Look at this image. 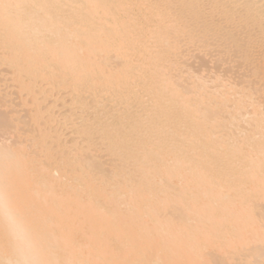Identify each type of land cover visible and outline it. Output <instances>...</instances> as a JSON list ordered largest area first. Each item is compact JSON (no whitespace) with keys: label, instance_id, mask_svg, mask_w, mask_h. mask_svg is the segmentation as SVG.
Segmentation results:
<instances>
[{"label":"bare ground","instance_id":"1","mask_svg":"<svg viewBox=\"0 0 264 264\" xmlns=\"http://www.w3.org/2000/svg\"><path fill=\"white\" fill-rule=\"evenodd\" d=\"M190 43L250 74L182 70ZM0 66L32 95L21 128L62 91L58 128L0 138V186L54 264H264V0H0Z\"/></svg>","mask_w":264,"mask_h":264},{"label":"rangeland","instance_id":"2","mask_svg":"<svg viewBox=\"0 0 264 264\" xmlns=\"http://www.w3.org/2000/svg\"><path fill=\"white\" fill-rule=\"evenodd\" d=\"M188 46V48H187V53H186V55L183 57V60H182V63H181V69L182 70H185L186 69V67L192 72V73H194L195 75H200V76H202V77H207L208 78V76H210V77H212V76H214L215 74L216 75H220L221 77L223 76H225L224 77V80H225V82L227 83V79H225V78H229V80H228V82L231 84V82L233 81V83L235 82H241V76L244 74H247V75H249L250 74V72H249V70H246V68L244 67V64L245 63H234V62H228V58H229V56H227L228 54H221V56H219V55H217V51L215 52L214 51V49H205V48H203V46H199V44H196V45H192L191 43L190 44H188L187 45ZM221 59V61H223L224 63H222L221 61H220V64H219V61L218 60H220ZM224 59V60H223ZM227 62H226V61ZM12 71L11 70H9V68H7V67H5V66H0V96H2V105L4 104V106H1V101H0V108L1 107H3L5 110H3V112H7V111H9V112H12L13 110H15L16 111V113L19 115H17V117H15L14 119H13V116L11 117V119H13L12 121H11V119H10V121L11 122H14L15 124L17 123H21V121H22V116H28L29 117V115H30V113H31V111H32V109L34 108V106L30 103L29 105L27 104L26 106L24 105L25 104V101L27 102H30L29 100H31L32 99V95L29 93V92H27L28 93V95H26L25 93L26 92H24L23 93V90L24 89H22V93L23 94H21V92L17 89V88H20V86H19V84H18V86L19 87H17V84H15L13 81H14V76H13V73H11ZM13 77V78H12ZM223 77H222V79H223ZM231 79V80H230ZM13 80V81H12ZM231 81V82H230ZM53 94H54V96L52 97V98H50V99H47L46 101H41V103H40V108H46V109H48L47 108V106L49 107V109H50V107L51 108H53V110L55 111V113H54V115H55V117L54 118H52V119H50L49 118V116H50V114L48 113V112H46V113H44L45 114V116L47 115V113H48V115H47V118L43 121V119H42V121H41V119L40 120H38V121H41V122H36V124L38 125V126H40L41 128H42V130L44 129V130H47L48 128H53V130H55L54 129V127L55 128H58L59 126H60V124H61V122H62V116H59V115H61L62 114V112H64L65 110H66V107H63V105H64V101L62 100V91H60V90H58V89H54L53 91ZM17 94H19V96H17ZM3 95H5V96H7V97H5V100H4V96ZM29 95H31V96H29ZM24 98V101L22 100V98ZM39 97H41V96H39ZM7 98V99H6ZM255 98H258V99H256L261 105H262V108H263V110H264V98H262V97H258V96H255ZM22 101H21V100ZM68 99V98H67ZM261 99V100H260ZM4 100V101H3ZM9 100V101H8ZM20 100V101H19ZM18 101H19V103H21V104H23V107H21V106H19L20 104L18 103ZM8 102V103H7ZM27 102V103H28ZM9 103H10V105H9ZM5 104H7L8 106H6ZM31 105H32V107L33 108H31ZM25 106V107H24ZM28 106V107H27ZM26 108V109H25ZM29 108H31V111H29L28 109ZM2 109V108H1ZM11 109H12V111H11ZM48 109V110H49ZM249 109V108H248ZM247 109V110H248ZM251 109V108H250ZM249 109V110H250ZM43 110V109H42ZM0 111H2V110H0ZM14 111V112H15ZM30 112V113H27V112ZM43 111H45V109L43 110ZM3 112H1L2 113V115L0 114V118L3 116V115H5ZM14 112L12 113V114H14ZM8 113V112H7ZM6 113V114H7ZM15 113V114H16ZM8 114H10V113H8ZM11 114V115H12ZM44 115H43V117H45ZM27 117V118H28ZM32 117H33V115H32ZM32 117H30V123L28 122V121H26L25 122V124H26V126H23V124H24V122H22L23 124H22V127L23 128H21V124H18V125H15V127H14V125H13V129L11 128L12 127V123L10 122V124L11 125H9L10 126V128H9V130H5L6 132H1L0 131V134H1V136H0V138L3 140L4 138H6V140L4 139V141H8V139H9V142H11L10 141V139H12L13 138V136L15 135L14 133H16V134H18V133H20L21 135H22V133H23V131H25L24 132V135L26 134V131H27V129L29 130V128L32 130V137L34 136V134L36 135V133H34V131H36V130H34V129H36V124H32L33 126H35L34 128H32V125H31V122H33L34 120H33V118ZM38 117V116H37ZM6 118V117H5ZM7 118L9 119V117L7 116ZM16 118L18 119V120H20V122H17L18 120H16ZM26 118V117H25ZM48 118L50 119V122L51 121H53V120H57V121H55L54 123H52L51 125H50V127H47V126H45V124H49L50 122L49 121H47L48 120ZM3 119H4V117H3ZM23 119H24V117H23ZM27 120H29V119H27ZM45 124H44V123ZM56 122H58V123H56ZM27 123L29 124V127H27ZM35 123V122H34ZM41 123H43V124H41ZM24 124V125H25ZM41 124V125H40ZM69 125H70V123H68ZM68 124H66V125H68ZM62 126V128H61V131H62V135H61V139H62V141L65 143V145L66 146H68V149L72 152V153H76V146H73L72 144V142H73V140L75 139V135L73 134V132L75 131V128H71V126ZM16 126H18V127H16ZM20 126V127H19ZM45 126V128H43ZM40 127H38L37 129H39ZM49 129L48 131H49V133H51L53 130L52 129ZM20 130L21 129V132L20 131H18V130ZM23 129V130H22ZM26 129V130H25ZM12 130V131H11ZM30 130V131H31ZM18 131V132H17ZM29 131V132H30ZM12 132V133H11ZM13 134V135H11V134ZM3 134H4V136H3ZM11 135V137H8L9 135ZM30 134V133H29ZM7 135V136H6ZM23 136V135H22ZM31 136H29V137H27V134H26V136H24V137H22V139H21V137H20V135L18 136V137H20V140L21 141H23V142H25L26 143V145H27V140H28V144L29 143H31V140L30 139H32V137ZM3 137V138H2ZM7 137H8V139H7ZM16 137V136H15ZM72 138H74L73 140H72ZM16 139V138H15ZM72 140V141H71ZM13 142V141H12ZM48 142H50L51 143V147L52 148H55V142H53V144H52V139H49L48 140ZM30 145V144H29ZM58 145V144H57ZM57 147V146H56ZM54 150V153H57L58 152V150L55 148V149H53ZM101 155H103V153H101ZM57 158H59L58 156H57ZM54 163H57V164H60V163H62V162H57L56 160L54 161ZM59 172H57L56 173V175L58 174Z\"/></svg>","mask_w":264,"mask_h":264},{"label":"clouds","instance_id":"3","mask_svg":"<svg viewBox=\"0 0 264 264\" xmlns=\"http://www.w3.org/2000/svg\"><path fill=\"white\" fill-rule=\"evenodd\" d=\"M9 163L12 160L8 154ZM0 226L11 243V256L0 264H54L48 246L33 229L30 222L18 211L9 193L0 186Z\"/></svg>","mask_w":264,"mask_h":264}]
</instances>
